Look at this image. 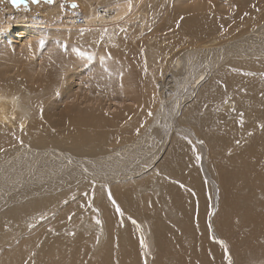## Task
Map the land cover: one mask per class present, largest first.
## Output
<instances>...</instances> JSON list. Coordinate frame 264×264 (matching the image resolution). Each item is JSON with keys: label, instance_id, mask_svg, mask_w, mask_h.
I'll use <instances>...</instances> for the list:
<instances>
[{"label": "bare ground", "instance_id": "bare-ground-1", "mask_svg": "<svg viewBox=\"0 0 264 264\" xmlns=\"http://www.w3.org/2000/svg\"><path fill=\"white\" fill-rule=\"evenodd\" d=\"M77 1L114 44L97 67L70 53L87 80L58 49L0 56V264H264V0ZM106 92L128 105L80 108Z\"/></svg>", "mask_w": 264, "mask_h": 264}, {"label": "rangeland", "instance_id": "rangeland-1", "mask_svg": "<svg viewBox=\"0 0 264 264\" xmlns=\"http://www.w3.org/2000/svg\"><path fill=\"white\" fill-rule=\"evenodd\" d=\"M78 2L79 1H77V0H72V1L71 0H53L52 3H47L46 0H39V3L34 4V3H32V0H27L26 4H21L22 6L20 5L19 7H14L10 3V0H0V14H2V15H0V19H4V21L7 23L5 30L0 31V42L6 43V48L4 50L0 49V56H2L4 53L5 54L3 56H5L7 53L9 55L10 54L12 55V54H14V51L15 52L21 51L22 52L21 55L20 54L19 55L16 54V55H18L20 57V58H18L20 60V62H24L27 60L25 58V56L23 55V53H25L24 50L27 49L30 44H33V47L37 50L38 54L41 55V56L36 55L37 57L32 58V59H35V63H36V62H39V61H36V60H38L39 57L40 58L44 57L47 59V57H48L47 55L50 53L49 52L50 50L57 51V49H58L59 52L64 54L62 57L65 58L61 64L62 67L59 70V76L67 77L68 80H79L80 71H82L81 73L83 74L85 67H83L82 69H79V70H74L76 68V65H74L73 60H71L72 59L70 57L71 54H73L74 57H80V56H85L83 54L87 55V53L90 51L89 52L90 54L87 56H90L89 62H91V65L93 64V66H94L100 60V57H99L100 56V53H99L100 49H103L104 46H107L108 44H110L112 46L114 44H113V41L111 39H108L110 41L106 42L107 41L106 33L102 32L104 30H101V32H99L97 34H96V32H94V34H93L92 31H94V30H91V31L89 30L90 32L85 31L86 36H83L85 32L84 33L80 32V27L82 25V21L85 18H82V15H81V14H83L82 13L83 11L81 9L82 6ZM96 5L97 4L94 3L93 7L95 8ZM8 10L11 13H9ZM9 14L15 15L17 17V19H13V22L8 21L6 19V17L9 16ZM146 15L148 16V13ZM148 18L151 19L150 22L148 21V25L153 29L150 32V36H155V37L157 36V38H158V36L160 34H163L161 36L166 35V36H164L165 38L163 37V39H167L174 32L173 28H171L169 25L167 26V23L165 22L164 17H162V15H160L159 12L158 13H149ZM135 20H136V18L133 19V22H135ZM163 22H165L166 24H164ZM163 25L167 26L166 29ZM166 30L168 31L167 33H165ZM65 32L71 33L70 35H68V38H67L68 40L66 41V43H64V41H63L64 37L61 38L63 35H65V34H63ZM78 32H80V33H78ZM87 34H89V36H87ZM100 35H102V36L100 37ZM95 37H96V39H95ZM155 37L152 38V41L156 40ZM104 38H105V40H104ZM86 39H88V40H86ZM101 40L102 41L104 40V41L102 42ZM51 43H52V45H51ZM101 44H104V46ZM50 46H52V47H50ZM96 46H97V48H94ZM132 47H134V46H132ZM90 49L92 50L93 53H94V50H96L95 52L97 54L94 53L96 55L92 54L93 56H91L92 52ZM129 52H131V51H129ZM137 54H138V61H137L136 65H138V66L140 65L138 68L142 74L140 75V77H137L133 82H135L136 84L142 85L143 81L147 82L150 80L149 79V76H150L149 75V68H151V61L153 60V58H151L149 60L148 56L145 57V51L143 48L139 49ZM94 57L97 59H95ZM69 58H71V59L69 60ZM128 58H131V54H130V57H128ZM73 59L76 60L75 58H73ZM145 60H146V66L142 63V61H145ZM147 60L150 64L147 63ZM52 62H53V60H51L49 63L51 65V68L49 66H47V69H49L50 72L53 70ZM76 62L78 63V61H76ZM4 63L7 64V63H9V61H4ZM44 63L45 62L42 61V65ZM98 64L95 66L97 67ZM73 65H74V67H73ZM105 65H106L105 67L107 69H109V68L116 69L117 68L113 64L106 63ZM107 65L109 66V68ZM149 65H150V67H149ZM152 65H153V63H152ZM71 67H73V68H71ZM38 70L40 71L39 67H36L34 69V73L32 74V78L35 77V79H36L38 77V73H39ZM54 70L57 71L58 68L55 67ZM147 70H148V72H147ZM22 77L23 76H20V78H22ZM88 77H90V76L83 74L81 80H87ZM22 80H24V77L22 78ZM31 80H33V79H31ZM115 80H116V78H115ZM118 80H123V78H119ZM72 84H73L74 89L78 88V86H79V85H77V83H72ZM87 87H88V85H86L82 88H87ZM87 95H89V94H87ZM120 97H122L121 94H117V93L114 94L113 93V94L109 95V93L106 92L102 95L101 99L98 100L97 102H83V104L80 105V108L85 109V110H88V109L93 110L91 107L98 106V107H100L101 113L103 116H114L118 111L122 110L123 107L128 105L126 102L123 103L124 97L122 98L123 102L120 99ZM55 113H56V115L55 114L54 115L58 118L59 114L57 112H55ZM127 119L128 118L124 119V121L128 122L129 119L128 120ZM244 192H245V194H243ZM248 193L250 194V190H248V189L243 190L242 194H240L241 198L243 199L245 197H248L249 195L246 196V194H248ZM214 209L215 208L212 209V212L210 214V221H212L214 216H215V214H214L215 210ZM36 226H37V224H34L31 227V229L36 228ZM211 231H212V236L216 237L217 232L213 228V224H211ZM146 241H148V239H146ZM145 245H146L145 246L146 248L148 247L147 251H148L149 256H150L151 255V252H150L151 245L149 244V242H146ZM234 247L235 246H233V252L235 253L236 248H234ZM228 252H229V248H228ZM233 252H232V254H233ZM235 254H233V255L230 254V257L229 258L227 257L226 264H237V261L234 258ZM248 264H258V261H252L251 260Z\"/></svg>", "mask_w": 264, "mask_h": 264}, {"label": "snow or ice", "instance_id": "snow-or-ice-1", "mask_svg": "<svg viewBox=\"0 0 264 264\" xmlns=\"http://www.w3.org/2000/svg\"><path fill=\"white\" fill-rule=\"evenodd\" d=\"M47 3H52L53 0H46ZM10 3L14 6V7H19L21 4H26L27 0H10ZM32 3H39V0H32ZM75 6V5H74ZM199 159V157H198ZM109 199H111V196H109ZM117 211L119 212V208H117ZM99 223V221H97Z\"/></svg>", "mask_w": 264, "mask_h": 264}]
</instances>
